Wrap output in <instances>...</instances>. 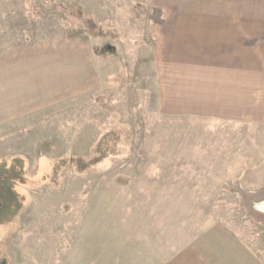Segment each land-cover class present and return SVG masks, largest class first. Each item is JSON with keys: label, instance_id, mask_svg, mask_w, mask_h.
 <instances>
[{"label": "rangeland", "instance_id": "374dc122", "mask_svg": "<svg viewBox=\"0 0 264 264\" xmlns=\"http://www.w3.org/2000/svg\"><path fill=\"white\" fill-rule=\"evenodd\" d=\"M145 1L0 0V58L82 54L72 79L26 62L54 94L0 121V166L22 179L0 264H206L228 243L264 263V126L160 111Z\"/></svg>", "mask_w": 264, "mask_h": 264}, {"label": "crops", "instance_id": "0c3cea01", "mask_svg": "<svg viewBox=\"0 0 264 264\" xmlns=\"http://www.w3.org/2000/svg\"><path fill=\"white\" fill-rule=\"evenodd\" d=\"M145 9L142 24L163 114L264 126V0H146ZM55 47L52 43L45 53L36 48L0 58V121L23 111L35 113L44 107L43 97L54 94L49 89L52 82H33L23 68L26 62L33 65L45 55L51 68L64 62L65 77L76 76L75 62L82 54L66 43L65 62ZM91 80L88 73L89 85ZM221 245L243 259L238 264H262L239 245ZM231 251L206 264H232Z\"/></svg>", "mask_w": 264, "mask_h": 264}, {"label": "trees", "instance_id": "16d2710c", "mask_svg": "<svg viewBox=\"0 0 264 264\" xmlns=\"http://www.w3.org/2000/svg\"><path fill=\"white\" fill-rule=\"evenodd\" d=\"M22 183L19 162L7 169L0 166V226L11 222L20 212L21 202L14 192L15 183Z\"/></svg>", "mask_w": 264, "mask_h": 264}, {"label": "water", "instance_id": "95a60500", "mask_svg": "<svg viewBox=\"0 0 264 264\" xmlns=\"http://www.w3.org/2000/svg\"><path fill=\"white\" fill-rule=\"evenodd\" d=\"M256 209L264 214V201L256 205Z\"/></svg>", "mask_w": 264, "mask_h": 264}]
</instances>
